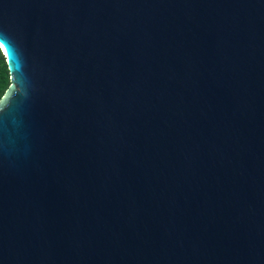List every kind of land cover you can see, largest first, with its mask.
<instances>
[{"label":"water","instance_id":"water-1","mask_svg":"<svg viewBox=\"0 0 264 264\" xmlns=\"http://www.w3.org/2000/svg\"><path fill=\"white\" fill-rule=\"evenodd\" d=\"M0 264H264V0H0Z\"/></svg>","mask_w":264,"mask_h":264},{"label":"trees","instance_id":"trees-1","mask_svg":"<svg viewBox=\"0 0 264 264\" xmlns=\"http://www.w3.org/2000/svg\"><path fill=\"white\" fill-rule=\"evenodd\" d=\"M10 85V76L7 69L5 57L0 49V99Z\"/></svg>","mask_w":264,"mask_h":264},{"label":"snow or ice","instance_id":"snow-or-ice-1","mask_svg":"<svg viewBox=\"0 0 264 264\" xmlns=\"http://www.w3.org/2000/svg\"><path fill=\"white\" fill-rule=\"evenodd\" d=\"M0 47H3V44H0Z\"/></svg>","mask_w":264,"mask_h":264}]
</instances>
